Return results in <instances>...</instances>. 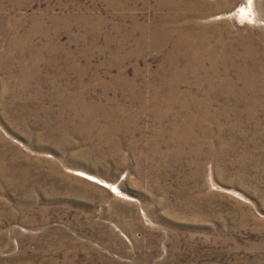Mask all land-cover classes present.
<instances>
[{
	"label": "rangeland",
	"instance_id": "1",
	"mask_svg": "<svg viewBox=\"0 0 264 264\" xmlns=\"http://www.w3.org/2000/svg\"><path fill=\"white\" fill-rule=\"evenodd\" d=\"M0 264H264V0H0Z\"/></svg>",
	"mask_w": 264,
	"mask_h": 264
},
{
	"label": "bare ground",
	"instance_id": "2",
	"mask_svg": "<svg viewBox=\"0 0 264 264\" xmlns=\"http://www.w3.org/2000/svg\"><path fill=\"white\" fill-rule=\"evenodd\" d=\"M248 6H249L248 8H246L247 6L245 8H243L242 12H240V13L243 14L244 16H246L247 18L254 20L256 15L254 16V12H253L254 10L251 9V7H252L251 2H249ZM81 176L86 178L87 180H90V181H93V180L89 179L88 178L89 176L94 178V179L97 178V177H95V175L93 176V175L86 173V172H83Z\"/></svg>",
	"mask_w": 264,
	"mask_h": 264
}]
</instances>
